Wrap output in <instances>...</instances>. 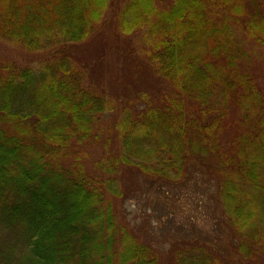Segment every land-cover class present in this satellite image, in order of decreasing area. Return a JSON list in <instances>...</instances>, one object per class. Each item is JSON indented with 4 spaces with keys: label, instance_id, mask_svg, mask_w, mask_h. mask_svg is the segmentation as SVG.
Listing matches in <instances>:
<instances>
[{
    "label": "trees",
    "instance_id": "16d2710c",
    "mask_svg": "<svg viewBox=\"0 0 264 264\" xmlns=\"http://www.w3.org/2000/svg\"><path fill=\"white\" fill-rule=\"evenodd\" d=\"M242 3L122 1L117 26L143 34L164 86L153 100L141 93L145 106L122 107L105 140L117 146L92 172L76 147L97 142V119L117 104L83 86L70 61L0 64V231L12 236L0 264H161L119 219L115 175L129 166L162 185L215 184L231 258L194 240L172 246L171 264H264V90L237 33L240 24L264 44V13L250 18ZM110 5L0 0V40L29 51L82 42Z\"/></svg>",
    "mask_w": 264,
    "mask_h": 264
},
{
    "label": "rangeland",
    "instance_id": "374dc122",
    "mask_svg": "<svg viewBox=\"0 0 264 264\" xmlns=\"http://www.w3.org/2000/svg\"><path fill=\"white\" fill-rule=\"evenodd\" d=\"M113 1L114 5L108 7L101 22L82 42L64 45L53 42L42 50L29 51L0 40V64L40 67L52 61H70L83 86L117 104V112H106L97 119V142L76 147L84 154L85 167L91 172L94 162L106 156L107 147L114 150L117 146L114 139H110V143L105 140L122 107L129 104L145 106L139 98L141 93L148 94L153 100L164 86L143 57V51L148 47L143 34L120 32L117 16L123 0ZM169 2L156 0L162 9L167 8ZM242 6L250 18L253 14L249 13L254 9L264 13V0H243ZM237 33L246 42L244 46L250 54L247 65L251 66L259 88L264 90V44L249 38L240 24ZM115 176L122 192L120 197L114 198L119 219L155 248L161 264H171L172 246L194 240L219 249L227 257L232 256L233 246L227 237L229 232L224 231L227 229L225 216L216 204L212 181L204 185L197 178L187 185H162L133 166L121 167ZM5 237L12 238L9 232L0 231V242Z\"/></svg>",
    "mask_w": 264,
    "mask_h": 264
}]
</instances>
